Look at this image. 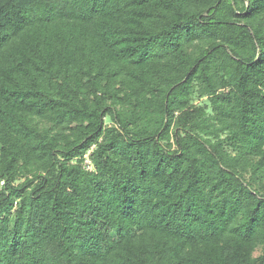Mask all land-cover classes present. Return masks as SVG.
Wrapping results in <instances>:
<instances>
[{
    "label": "trees",
    "instance_id": "obj_1",
    "mask_svg": "<svg viewBox=\"0 0 264 264\" xmlns=\"http://www.w3.org/2000/svg\"><path fill=\"white\" fill-rule=\"evenodd\" d=\"M0 264H264V0H0Z\"/></svg>",
    "mask_w": 264,
    "mask_h": 264
},
{
    "label": "built area",
    "instance_id": "obj_2",
    "mask_svg": "<svg viewBox=\"0 0 264 264\" xmlns=\"http://www.w3.org/2000/svg\"><path fill=\"white\" fill-rule=\"evenodd\" d=\"M85 158H86V160H85V164H86L87 168H88L89 170H92V169H93V166H92L91 161H90V159H89V153L85 156ZM3 184H4V183L2 182L1 185H3Z\"/></svg>",
    "mask_w": 264,
    "mask_h": 264
}]
</instances>
